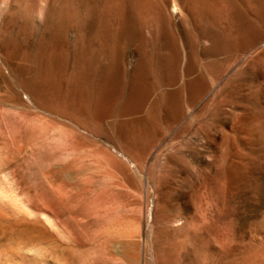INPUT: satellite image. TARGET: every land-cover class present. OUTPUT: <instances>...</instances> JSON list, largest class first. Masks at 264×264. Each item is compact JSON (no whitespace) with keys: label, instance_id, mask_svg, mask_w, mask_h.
<instances>
[{"label":"rangeland","instance_id":"obj_1","mask_svg":"<svg viewBox=\"0 0 264 264\" xmlns=\"http://www.w3.org/2000/svg\"><path fill=\"white\" fill-rule=\"evenodd\" d=\"M0 264H264V0H0Z\"/></svg>","mask_w":264,"mask_h":264}]
</instances>
